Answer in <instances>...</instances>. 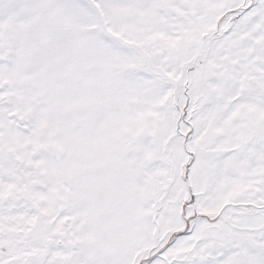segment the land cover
Returning a JSON list of instances; mask_svg holds the SVG:
<instances>
[{
	"label": "snow or ice",
	"instance_id": "6c2138e0",
	"mask_svg": "<svg viewBox=\"0 0 264 264\" xmlns=\"http://www.w3.org/2000/svg\"><path fill=\"white\" fill-rule=\"evenodd\" d=\"M0 264H264V0H0Z\"/></svg>",
	"mask_w": 264,
	"mask_h": 264
}]
</instances>
